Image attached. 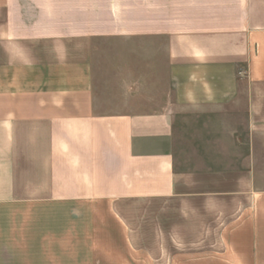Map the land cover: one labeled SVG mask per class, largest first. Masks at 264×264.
<instances>
[{"label": "crops", "instance_id": "0c3cea01", "mask_svg": "<svg viewBox=\"0 0 264 264\" xmlns=\"http://www.w3.org/2000/svg\"><path fill=\"white\" fill-rule=\"evenodd\" d=\"M176 199L218 243L137 246ZM0 264H264V0H0Z\"/></svg>", "mask_w": 264, "mask_h": 264}, {"label": "rangeland", "instance_id": "374dc122", "mask_svg": "<svg viewBox=\"0 0 264 264\" xmlns=\"http://www.w3.org/2000/svg\"><path fill=\"white\" fill-rule=\"evenodd\" d=\"M229 201L146 200L120 203L132 225L137 246L156 254L207 248L218 243L221 216L233 210Z\"/></svg>", "mask_w": 264, "mask_h": 264}]
</instances>
